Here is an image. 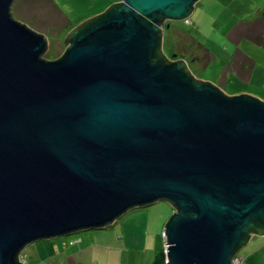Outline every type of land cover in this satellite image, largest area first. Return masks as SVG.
Returning a JSON list of instances; mask_svg holds the SVG:
<instances>
[{
    "label": "water",
    "instance_id": "1",
    "mask_svg": "<svg viewBox=\"0 0 264 264\" xmlns=\"http://www.w3.org/2000/svg\"><path fill=\"white\" fill-rule=\"evenodd\" d=\"M197 1L116 2L48 59L47 36L0 0V264L159 200L176 210L167 264H233L264 233V100L154 61L165 22Z\"/></svg>",
    "mask_w": 264,
    "mask_h": 264
},
{
    "label": "rangeland",
    "instance_id": "2",
    "mask_svg": "<svg viewBox=\"0 0 264 264\" xmlns=\"http://www.w3.org/2000/svg\"><path fill=\"white\" fill-rule=\"evenodd\" d=\"M121 1L15 0L12 12L17 20L30 24L34 30L47 36L49 48L43 57L55 59L65 52L68 47L65 39L75 26ZM260 4L263 8L257 10ZM258 15L264 17V0H198L188 21L168 19L165 22L163 52L170 59L185 60L195 78L219 84L227 94L245 92L264 100V65L257 62L259 52L252 56L244 51L256 61L250 80V77L238 78L233 71L227 70L235 48L243 49L232 40L231 31L241 23L249 25ZM255 28L261 31L258 26ZM241 44L255 46L257 51L264 52L263 47L251 40H244ZM204 48L210 52L209 60ZM175 212L171 202L159 200L149 206L130 209L104 228L57 236L64 242L72 236L84 235L78 241L87 245L83 254L76 252L75 246L67 245V249L58 252V258L66 259L67 264H78L80 260L86 264H130L131 260L143 264H153L154 261L167 264L165 228ZM256 240L261 241L262 237L253 239L250 244ZM38 244L34 241L26 245L21 251L22 258L28 261L27 264H51L49 256L41 255Z\"/></svg>",
    "mask_w": 264,
    "mask_h": 264
},
{
    "label": "crops",
    "instance_id": "3",
    "mask_svg": "<svg viewBox=\"0 0 264 264\" xmlns=\"http://www.w3.org/2000/svg\"><path fill=\"white\" fill-rule=\"evenodd\" d=\"M256 8H257V10L260 9V8H263V5L260 4V6L256 7ZM259 16L260 15H258V17ZM260 19H262V21L264 23V17H262ZM253 20L251 21L252 23L258 22V21H253ZM252 23L250 24L251 26H252ZM237 26H235L233 28L231 33L234 32V30H235V28ZM257 26L261 29V32L264 30L263 29L264 25L262 27V24H260V22H259V24ZM252 31L256 32V30H254V28H252ZM231 35H232V40L235 41V44L238 45L239 47L241 45V47L243 48L242 51H245V52L249 53L252 56H254V54L259 52L258 53V57H257L258 58L257 62H259L260 64L264 65V52H261L259 50L257 51L256 50L257 48L255 46H252V45H249V44H245L243 46V44H241V42L244 41V40L250 41V39L248 37L240 38V36L238 37L236 34L235 35L231 34ZM258 46H260V45H258ZM237 49H239V48L236 47L235 51ZM262 50L264 51V47L262 48ZM235 51H234V53H235ZM255 64H256V61H255ZM255 67H256V65H255ZM232 73L235 74L237 77L241 76L242 78H244L243 75L240 72V69L237 68V67L233 68V72ZM250 79H251V77L249 78V80ZM218 86H220L223 89V86H221L219 84H218ZM82 236H84V235L72 236V238H69L68 240H64V242H62V238H58V237H57V239H53V238L41 239V240H38L37 242H39L38 245H39V248H40V251H41V255L43 257L49 256V258L52 261L51 264H67V260L66 259H63V258L59 259L58 258V252L61 251L62 249H67V247H66L67 245H73V246H75L76 252H79L81 254L85 253L86 252L85 248H86L87 245H85L84 241L83 242L82 241H78V238L80 239V238H82ZM258 237H262V240L261 241L256 240V242H254V244H250L251 243L250 241H252L253 239H256ZM67 243H69V244H67ZM238 251H240V253L238 252V253H236V255L240 256L242 258V264H264V233L253 234L249 238V240L243 246L240 247V249ZM21 258H22V256H21ZM22 259H23L25 264L28 263L27 260H25L24 258H22ZM120 260H122V258ZM78 264H86V261L83 262V261L80 260ZM130 264H143V262H141V261L140 262H137V261L134 262L133 260H131ZM153 264H158V263H157V261H154Z\"/></svg>",
    "mask_w": 264,
    "mask_h": 264
},
{
    "label": "trees",
    "instance_id": "4",
    "mask_svg": "<svg viewBox=\"0 0 264 264\" xmlns=\"http://www.w3.org/2000/svg\"><path fill=\"white\" fill-rule=\"evenodd\" d=\"M260 18H262V16L261 17L257 16L253 21H258V22H255V23L250 22L249 25L248 24L245 25V23L239 24L235 28L234 32H232L231 34H233V35L236 34L238 37L240 36V38L248 37L252 42L256 43L257 45L264 47V30L262 32L261 31L259 32L255 28V26H257L259 24V22H260V24L264 25L262 19H260ZM251 23H252V26L250 25ZM29 26L31 27L30 24H29ZM252 28H254V30H256V32L252 31ZM200 47H202L201 43H200ZM204 50H205V54L208 57L207 60H209L210 52L208 51V49L206 50V48H204ZM165 56H166V54L163 52V49L158 48L156 55L154 57V61L161 60L164 62L166 57H167V59H169L168 56H166V57ZM184 58H186V57H184ZM196 58H198V57L196 56ZM235 67L240 69V72L244 78H249L252 74L253 68L255 67V61L253 60L252 57H250L248 54H246L244 51H242L239 48L235 51L233 58H232V62L230 64V67L227 68V70L233 71V68H235ZM262 227H264V226L262 225L258 229L255 227V229L252 232H254V233L259 232V230L262 229Z\"/></svg>",
    "mask_w": 264,
    "mask_h": 264
},
{
    "label": "built area",
    "instance_id": "5",
    "mask_svg": "<svg viewBox=\"0 0 264 264\" xmlns=\"http://www.w3.org/2000/svg\"><path fill=\"white\" fill-rule=\"evenodd\" d=\"M188 21V19H187ZM22 259V258H21ZM23 260V259H22ZM233 263L236 264H242V259L240 257H238L237 255L233 258Z\"/></svg>",
    "mask_w": 264,
    "mask_h": 264
},
{
    "label": "bare ground",
    "instance_id": "6",
    "mask_svg": "<svg viewBox=\"0 0 264 264\" xmlns=\"http://www.w3.org/2000/svg\"><path fill=\"white\" fill-rule=\"evenodd\" d=\"M189 19V18H188Z\"/></svg>",
    "mask_w": 264,
    "mask_h": 264
}]
</instances>
